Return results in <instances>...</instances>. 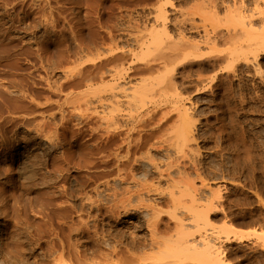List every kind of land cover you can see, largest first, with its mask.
I'll use <instances>...</instances> for the list:
<instances>
[{"label":"rangeland","instance_id":"rangeland-1","mask_svg":"<svg viewBox=\"0 0 264 264\" xmlns=\"http://www.w3.org/2000/svg\"><path fill=\"white\" fill-rule=\"evenodd\" d=\"M162 9L170 32L158 33L160 43L153 47L148 27L156 24ZM180 27L200 46L188 47L190 57L181 62L164 63L162 54L180 40ZM148 42L151 48L144 44ZM143 48L153 49L148 51L155 55L153 62L148 61L155 64L159 81L165 71L163 86L158 78L154 85L155 74L143 69L147 61L136 58ZM114 62L129 68L126 87L143 75L154 76L155 92L142 99L145 107L135 102L141 113L132 105L130 114L144 119L150 111V119L142 120L149 124L137 125L154 132L155 140L162 137L173 145L182 140L173 146L176 151L171 145L174 156L164 149L153 153L162 162L167 155L168 161L174 159L172 165L179 161L187 176L176 170V162L178 167L170 169L181 178L174 172L169 185L188 180L181 183L192 185L191 194L197 196L183 198L197 207L187 209L189 213L174 212L168 198L159 203L160 236L154 237L159 242L153 250L131 246L134 238L150 243L153 216L142 205L123 213L119 162L111 156L106 163L103 150L101 107L91 88L103 84L100 72ZM83 92L91 101L79 100ZM175 129L181 130L176 134ZM178 133L185 138L180 140ZM142 164L137 166L138 180L153 183L157 174ZM168 183H162L163 190L168 191ZM192 212L202 219H193ZM177 216L185 221L184 228ZM185 234L211 238L205 239L219 246L224 264L264 263V0H0V264H143L130 262L133 255L144 264L207 263L203 247L194 255L183 251L187 243L176 238ZM169 243L173 250L165 246ZM163 249L165 258L159 252Z\"/></svg>","mask_w":264,"mask_h":264},{"label":"bare ground","instance_id":"bare-ground-1","mask_svg":"<svg viewBox=\"0 0 264 264\" xmlns=\"http://www.w3.org/2000/svg\"><path fill=\"white\" fill-rule=\"evenodd\" d=\"M168 2H169V0H168ZM166 3H167V0H166ZM161 5H162V3H161ZM161 5H159L158 7L159 8H161ZM165 6V5H164ZM163 6V7H164ZM158 9V8H157ZM159 10V9H158ZM160 11V10H159ZM166 9L165 10H161V14L159 13V18H161V19H159V18H155V22L154 23H156V24H152L153 26H150V27H148L150 30V33L152 32L153 34H150V33H148L147 32V34H149V37L151 36V35H153L154 36V34H156V32H157V35H155L154 36V38H153V36H151V39H153L152 40V44H154V46L153 47H156L157 46V44H159L160 43V41H159V43H157V41L156 40H158V39H156V38H158V33H163L162 35L164 36H167L168 34L167 33H169L170 31L168 30V23H169V17H168V15L166 14ZM156 17H158V16H156ZM148 19V18H147ZM160 20V21H159ZM179 21V20H178ZM182 21V20H181ZM151 22H153V19L150 21V23ZM158 22V23H157ZM176 22V21H175ZM175 22H172V24L174 23L175 24ZM183 22V21H182ZM145 23V22H144ZM150 23H149V25H150ZM179 23H180V21H179ZM185 23V22H184ZM146 24H148V22L147 23H145V25ZM170 24V23H169ZM179 25V24H178ZM181 25V24H180ZM183 26V25H182ZM193 26H195V25H193ZM137 27V26H136ZM146 27V26H145ZM145 27H144V29H145ZM139 28V27H138ZM140 28H142V26L140 27ZM184 28V27H183ZM183 28H179L180 29V33L178 32V34H179V41L178 42H172V43H175L174 45H172V47H170V51H167V52H169V54L168 53H161L163 56H162V61L165 63L166 61H170V60H177V59H179V62H181L180 60H184V59H186V57L188 56V57H190L189 55V51H187V49L189 50V48L188 47H190V48H193V49H198V47L200 46V45H198L197 43L198 42H196L195 40L193 41V42H191V40H188L187 38H186V36H185V33H184V31H185V29H183ZM188 28V27H187ZM145 30H148V29H145ZM178 30V29H177ZM187 30V29H186ZM190 30H192V29H190ZM156 31V32H155ZM143 32V31H142ZM145 32V31H144ZM155 32V33H154ZM139 34L141 33V32H138ZM164 33H166V34H164ZM147 34H146V38H147ZM140 36H142V37H144L143 35H141L140 34ZM157 36V37H156ZM171 36V35H170ZM141 37V38H142ZM169 37V36H168ZM160 38V37H159ZM162 38V37H161ZM177 38V39H178ZM140 39V38H139ZM143 39V38H142ZM148 39V38H147ZM146 39V40H147ZM150 39V40H151ZM144 40V39H143ZM160 40V39H159ZM148 41V40H147ZM140 42V41H139ZM139 42H138V44H139ZM154 42V43H153ZM196 42V43H195ZM149 43V42H148ZM148 43H144L146 46H151L150 45V43H149V45H148ZM155 43H156V45H155ZM171 43V44H172ZM96 44V43H95ZM94 44V45H95ZM142 44H143V42H142ZM171 44L169 45V46H171ZM91 45H92V43H91ZM93 47V46H92ZM149 48H151V47H149ZM148 49V48H147ZM169 49V48H168ZM113 50H115V49H113ZM112 50V51H113ZM150 50H152L153 51V49H148L147 51H145V48H143V50L141 49V51L139 52V53H137V54H135L136 55V58L138 59V60H140L139 61V63L141 62V63H143L144 64V61L146 62V64L147 65H145L144 64V68L143 69H145L146 71H149L148 73H151L152 72V74L154 75L155 74V77L154 76H151V77H154L153 79H154V82L153 83H155V81H156V79L158 78L156 75V73L154 72L153 73V70H152V66L153 65H155V64H153V65H151V64H149L151 61H152V58H153V55H154V53H153V55H151V54H149L148 53V51H150ZM117 51V50H116ZM132 51V50H131ZM137 51H138V49H137ZM136 51V52H137ZM193 50H191L190 49V52H192ZM124 52H126V51H124ZM123 52V53H124ZM159 52V51H158ZM158 52L157 53H155V54H158ZM188 52V53H187ZM131 53V52H130ZM130 53H127V54H129L130 55ZM135 53V52H134ZM147 53L150 55V57H149V55H148V57H147ZM159 53V54H160ZM115 54H117V53H115ZM165 54V55H164ZM166 54H168V55H166ZM192 55H193V52L191 53ZM113 55H114V53H113ZM123 55V54H122ZM124 55H126V54H124ZM131 55H132V53H131ZM130 55V56H131ZM191 55V56H192ZM115 56V55H114ZM113 56V57H114ZM119 56H120V52H119ZM118 56V54H117V56H115L116 58V60H118V58L120 59V57ZM112 57V56H111ZM110 57V58H111ZM126 57V56H125ZM132 57V56H131ZM154 57H155V55H154ZM158 57H160V56H158ZM158 57H156V58H158ZM135 58V59H136ZM150 58H151V61H150ZM113 59V58H112ZM112 59H110L111 61H109V59H108V62H112ZM122 59V58H121ZM148 59H149V61H148ZM142 60H144L143 62H142ZM155 60V59H154ZM158 60V59H157ZM173 60H172V62H173ZM105 61V60H104ZM120 61V60H119ZM118 61V62H119ZM159 61H160V59H159ZM106 62H107V59H106ZM116 62V61H115ZM114 62V63H115ZM122 62V61H121ZM153 62V61H152ZM155 62V61H154ZM157 62V61H156ZM162 62V63H163ZM105 63V62H104ZM113 63V64H114ZM123 63V62H122ZM130 63V62H129ZM135 63V62H134ZM175 63V62H174ZM109 64V63H108ZM112 64V65H113ZM157 64V63H156ZM171 64V63H170ZM107 65V64H106ZM131 65H132V62H131ZM136 65V64H135ZM178 65V64H177ZM102 66V65H101ZM103 66H104V64H103ZM110 66V67H109ZM107 68H104L103 69V71L102 72H100V78L103 80L102 81V83L103 84H99V86L101 85L102 87H99V86H96V89L94 88V89H92L93 88V86H92V88H91V90L93 91L92 93H93V96H96V98H94V100L95 99H97L96 100V102L99 104V107H101V113L102 114H100L99 113V116H100V119L102 118V120H103V126H102V131L104 132H101V133H103V135H104V142H103V150H104V152L106 153V163L109 161L108 160V158L109 157H111V156H114L113 158H116V160L119 162V165H117L116 163L117 162H115V164L117 165V169H118V166H119V170H117L116 172L118 173V175L117 176H119V178H118V180L122 183V187L120 186V189L121 190H119V192H120V194L121 195H119V200L121 201H119L121 204H120V206H121V208H122V211H123V213L124 214H126V213H128L130 210L132 211V210H135V208L138 206V205H142L143 207H145L146 209L145 210H149L150 211V213L152 214V216L153 217H151L150 215V217H151V221H149L148 219V227H151L149 230H150V233H151V235H152V238H151V241H150V243H145V242H138L137 241V239L136 240H131L132 241V243H130L131 244V246L133 247V248H145V247H147V246H149V248L151 249L152 248V250H153V247L155 246V244L157 245L158 244V238H154V237H156V235L158 234H156V231H158L157 230V226H158V220H157V218H159L158 216H159V214H160V210H159V207H160V205H159V203L161 202L162 203V201L165 199V198H168L172 203H173V205L174 206H172V207H174V212H176V211H178V210H183L184 209V211H186V212H188L189 213V210L193 207V202L191 203L192 204V206H190V203H189V205L187 204L188 203V201L187 200H185V201H183V198H184V196H186V197H188V198H190V200L192 199L193 200V198H191V197H194V199L196 200V197L195 196H193L195 193H192L191 194V192H192V189L190 188L189 189V187H191L192 185H190V184H188V188L187 187H185L187 184V181H184L183 179V181H181V182H186L185 184L186 185H184V183L182 184L181 182L180 183H178L179 182V180L178 179H175V180H178V184L176 183V182H174L173 180V183H170V184H173V187H171L170 185H169V183L168 182H170L169 180L170 179H172L173 178V176H174V172H176V174H175V177H176V175H177V172L179 171V173L180 174H182V170H180V165H179V161L177 162L176 160H177V158H176V162L178 163V165H179V167L177 166V163L175 162V164L173 163V165H175L176 167H178V169H176V168H174V169H176V170H178V171H176V170H174V172H173V174H172V170L170 169V167L172 168V162H174L173 160H172V158H171V160H172V162L171 161H168V159H169V157H170V155L168 156L167 155V158H166V162H162L163 160H160L159 161V159L157 158V156L155 157V153H153V152H159V150H162V149H164V150H166L167 151V154H170L171 153V151H169V150H171L172 148H174V147H176V144L177 143H180L182 140V138H180V137H183V135H181L180 136V133H178L179 135V138H180V142H177V138H178V136L176 135L177 134V132L178 131H180L181 129H175L176 130V132H175V130H174V132L176 133L175 134V136H177L176 137V141H174L173 139V141L175 142V146L172 144V143H169L170 141H168V140H165V138H164V140L162 139V137H160V139H162V140H160L159 138H158V136H156V140H155V133L154 132H151V133H149V131L146 133V131H144V130H142V128H143V124H144V126H145V124L147 125V123L148 122H150V121H148L149 119H150V117H151V114H150V111H148V112H144V113H146V114H144V115H146V116H144L143 118L144 119H146V117H148L149 119L148 120H146V122L147 123H145V122H143L142 120H144V119H139V118H137V117H133V115L132 114H130V112L131 111H133L132 109H131V107L133 108V106L135 105V102L136 103H138V102H141L142 101V99H144V97H145V100H146V98H147V93H149V94H151L152 92H155V91H153L154 89H152L151 87L152 86H154V85H158L159 83L158 82H160L161 83V81H163V78L165 79V77H163V76H165V75H163V73L165 72H161L160 74L162 75V76H160V74L158 75V76H160V78L162 79V80H160L159 81V78H158V82H156V83H158V84H154V85H152L153 83H152V78L151 77H149V76H147V77H144V75H143V78H141V80H138V81H135V83H131L132 84V86H130L129 84V86L131 87L130 89H129V86L127 85V87H126V85L124 86L123 85V83L125 82L126 83V81H125V79L127 80V78H126V76H127V71H128V69L129 68H125L124 66H122V64H120V66L119 65H116V63H115V65L114 66H111V65H109ZM128 66V65H127ZM145 66H147V68L145 67ZM157 66V65H156ZM161 66V65H160ZM165 66V65H164ZM163 66V67H164ZM171 66H173V65H171ZM176 66V65H175ZM106 67V66H105ZM137 67V65L135 66V68ZM162 67V68H163ZM166 67V66H165ZM164 67V69H167V68H165ZM174 67V66H173ZM173 67H171V70L173 69ZM141 68V69H142ZM175 68V67H174ZM137 69H139V68H137ZM137 69H134V70H137ZM154 69H156L155 67H154ZM158 69V68H157ZM80 70V69H79ZM102 70V69H101ZM131 71V70H130ZM129 71V72H130ZM142 71V70H141ZM155 71V70H154ZM162 71H163V69H162ZM168 71V70H167ZM173 71H174V69H173ZM172 71V72H173ZM81 72V71H80ZM143 72H144V70H143ZM160 72V71H159ZM79 74V73H78ZM139 74H141V73H139ZM145 74V73H144ZM167 76V75H166ZM168 76H169V74H168ZM128 77V76H127ZM93 76H92V79L91 80H93ZM130 77H128V79H129ZM156 78V79H155ZM169 78V77H168ZM172 78V77H171ZM80 79H81V77H80ZM85 79H87V78H85ZM100 79V80H101ZM140 79V78H139ZM95 80V79H94ZM93 80V81H94ZM171 79H167L166 81H170ZM88 81V80H87ZM130 81V80H129ZM165 81V80H164ZM163 81V82H164ZM80 82V81H79ZM85 82V81H84ZM92 82V81H91ZM91 82H90V85H91ZM74 83H76V82H74ZM127 83H128V81H127ZM170 84H172L173 85V83L172 82H169ZM64 84V83H63ZM71 84V83H70ZM96 84H98V83H96ZM162 84V83H161ZM75 85V84H74ZM73 86V85H72ZM81 86V85H80ZM156 86H154V87H156ZM162 86H163V84H162ZM164 86H165V84H164ZM167 86V85H166ZM89 87V86H88ZM97 87H99V88H101V89H99L100 90V92H99V90H98V92H96L97 91ZM161 88V87H160ZM166 88V87H165ZM164 88V89H165ZM163 89V90H164ZM96 90V91H95ZM130 90V91H129ZM151 90H152V92H151ZM167 90V89H166ZM149 91V92H148ZM94 92H96V93H98L97 95H94L95 93ZM88 93V92H87ZM86 94V93H85ZM148 94V95H149ZM154 94V93H153ZM82 95H84V92H83V94H80V96H82ZM79 96V95H78ZM86 96V95H85ZM87 96H88V94H87ZM87 96L84 98V96H82L83 98H81V99H79V100H83V99H85V100H89V98H87ZM90 96H91V94H90ZM151 95H149V97H150ZM89 97V96H88ZM149 97H148V100H149ZM152 98H153V96H151ZM66 98H68V97H66ZM78 98V97H77ZM87 98V99H86ZM87 100V101H88ZM89 101H91V100H89ZM93 101V100H92ZM83 102H85V101H83ZM94 102V101H93ZM95 102V103H96ZM145 102V101H144ZM143 101H142V103L144 104H142V108L143 107H145V103H144ZM150 102V101H149ZM69 103H70V101H69ZM89 103V102H88ZM91 103V102H90ZM94 103V104H95ZM87 104V103H86ZM146 104H148V101H147V103ZM150 104V103H149ZM88 105V104H87ZM86 105V107H88ZM90 105V104H89ZM96 105V104H95ZM133 105V106H132ZM135 106H137V105H135ZM135 106H134V108H135ZM79 107V106H78ZM85 107V108H86ZM90 107L92 108V106L90 105ZM97 107V106H96ZM138 107V106H137ZM147 107V106H146ZM149 107V106H148ZM161 108V107H160ZM73 109H74V106H73ZM96 108H94V109H92V110H95ZM129 110V112H127V113H124V112H126V110ZM130 109H131V111H130ZM136 109V108H135ZM134 109V110H135ZM148 109V108H147ZM152 109V110H151ZM153 109L154 108H150L149 110H151L152 112H153ZM78 110V109H77ZM85 110V109H84ZM137 110V109H136ZM163 110V109H162ZM74 111V110H73ZM89 111V110H88ZM138 112H139V109L137 110ZM137 111H135V112H137ZM141 111L142 110H140V112L139 113H141ZM167 111V110H166ZM94 113H95V111H93ZM99 112V111H98ZM184 112V111H183ZM138 113V115H141V114H139ZM154 114H155V111L153 112ZM153 113H152V115H153ZM159 113V112H158ZM163 111H162V115H163ZM83 114V113H82ZM85 114V113H84ZM90 114H92V112L90 113ZM96 114H97V111H96ZM181 114V113H180ZM93 115V114H92ZM101 115H102V117H101ZM136 115V114H135ZM143 115V114H142ZM81 116H85V115H81ZM161 116V115H160ZM92 117V116H91ZM95 117H97V115L95 116ZM94 117V118H95ZM88 118V117H87ZM141 118H142V116H141ZM161 119V118H160ZM182 119V118H181ZM102 120L100 121V122H102ZM153 120V119H152ZM163 120V119H162ZM161 120V121H162ZM142 121V122H141ZM145 121V120H144ZM158 121H160V120H158ZM163 121H166V120H163ZM139 123H143L142 125H141V128H140V126H139V128H138V125L137 124H139ZM152 123V122H151ZM101 124V123H100ZM99 124V125H100ZM149 124V123H148ZM159 124V123H158ZM164 124V123H163ZM98 125V124H97ZM155 125V124H154ZM153 125V126H154ZM160 125V124H159ZM150 126H151V124H150ZM152 126V127H153ZM156 126V129H159V127L157 128V125H155ZM161 126H162V123H161ZM160 126V127H161ZM146 127V126H145ZM147 127H149V126H147ZM151 128V127H150ZM142 130V132H141V130ZM153 129V128H152ZM155 129V128H154ZM99 130H100V128H99ZM147 130V129H146ZM150 130V129H149ZM153 131V130H152ZM156 132V131H155ZM157 133V132H156ZM161 133V132H160ZM181 133H183L182 131H181ZM50 134V133H49ZM53 134V133H52ZM52 134H50L49 136H51ZM48 135V134H47ZM170 135V134H169ZM46 137V138H51V137ZM160 136H163L164 137V135H160ZM174 136V137H175ZM185 136L186 135H184V138H185ZM53 137V136H52ZM170 137H171V135H170ZM169 137V138H170ZM153 138H154V140H153ZM172 138V137H171ZM171 138H170V140H171ZM53 140V139H52ZM51 139H50V141H52ZM120 140V143H116V142H118ZM153 140V141H152ZM172 140H171V142H172ZM49 141V140H48ZM49 141V142H50ZM103 141V140H102ZM51 143V142H50ZM186 143V142H185ZM181 144V143H180ZM180 144H179V146H180ZM52 145V144H51ZM113 145H115L116 146V149H112V146ZM166 145V146H165ZM171 145H172V147H171ZM54 146V145H53ZM174 146V147H173ZM178 146V145H177ZM179 146H178V150H180V148H179ZM170 147H171V149H170ZM175 149V148H174ZM113 150V151H112ZM163 151V150H162ZM168 151H169V153H168ZM175 151H176V149H175ZM103 152V153H104ZM161 152V151H160ZM104 153V154H105ZM166 153V152H165ZM164 153V154H165ZM175 153V152H174ZM180 153V152H179ZM103 154V155H104ZM160 154V153H159ZM161 154H162V152H161ZM171 155H172V153H171ZM172 156H174V155H172ZM178 156V155H177ZM177 156H175V157H177ZM158 157L160 158V156L158 155ZM179 157V156H178ZM163 157H161V159H162ZM103 159V158H102ZM105 159V158H104ZM103 159V160H104ZM111 159H112V157H111ZM179 159V158H178ZM181 159V158H180ZM115 160V161H116ZM114 161V160H113ZM104 163L103 164H105V160L103 161ZM110 162V161H109ZM129 162H131V165H130V169L126 166V164L127 163H129ZM111 163V162H110ZM110 163H109V165H110ZM143 163V164H142ZM143 165V167L144 166H146L147 165V167H150V169H151V171L152 172H154V173H156L157 175L155 176V181L153 182V183H147V182H143V181H141V180H138L139 179V177L137 176L139 173L138 172H136V170L138 169L137 168V166H140V165ZM144 164H146V165H144ZM115 165V166H116ZM172 165V166H171ZM175 166H173V167H175ZM112 167H114V164H113V166ZM111 167V168H112ZM128 168L129 169V171H126V168ZM142 167V166H141ZM105 168V167H104ZM111 168H108V169H111ZM140 168V167H139ZM114 169V168H113ZM127 169V170H128ZM145 169V168H144ZM147 169V168H146ZM173 169V168H172ZM184 169V168H183ZM105 170H106V168H105ZM149 170V169H148ZM170 170V171H169ZM139 171V170H138ZM182 171V172H181ZM106 172V171H105ZM107 172H108V170H107ZM110 172V171H109ZM113 172V171H112ZM115 172V173H116ZM140 172V171H139ZM144 172H146L147 173V170H144ZM104 173V172H103ZM111 173V172H110ZM141 173V172H140ZM178 173V177L180 176V174ZM142 174H143V172H142ZM185 174V172H183V175ZM188 174V173H187ZM107 175H108V173H107ZM111 175V174H110ZM139 175H141V174H139ZM144 175V174H143ZM171 175H172V178H171ZM182 175V176H183ZM186 175V174H185ZM117 176H115V180L117 179L116 177ZM187 176V175H186ZM138 177V178H137ZM145 177V176H144ZM143 177V178H144ZM111 178H114V176L113 177H111ZM146 178V177H145ZM144 178V179H145ZM170 178V179H169ZM177 178V177H176ZM180 178H181V176H180ZM142 179V178H141ZM147 179V178H146ZM154 179V178H153ZM185 180L187 179V178H184ZM181 180V179H180ZM163 182H167L168 183V185L171 187H169L168 188V191H166V189H164L163 190V188H162V183ZM107 183V182H106ZM120 183V184H121ZM176 183V184H175ZM189 183H191V182H189ZM109 184V183H108ZM180 184H182V185H184V188H182V186L180 185ZM194 186V185H193ZM105 188H106V186H104ZM109 187H110V185H109ZM108 187V188H109ZM195 187V186H194ZM107 188V189H108ZM196 188V187H195ZM170 189V190H169ZM112 190V189H111ZM196 191V189L193 191V192H195ZM118 192V193H119ZM199 193V192H198ZM121 196V197H120ZM148 196V197H147ZM189 196H191V197H189ZM152 200V201H151ZM166 200V199H165ZM151 201V202H150ZM186 201H187V203H186ZM119 202H118V204H119ZM172 203H170V204H172ZM158 205H159V207H158ZM195 206V205H194ZM140 208V207H139ZM194 208V207H193ZM192 208V209H193ZM197 208V207H196ZM196 208H194L195 210H196ZM137 209V208H136ZM187 209H189V210H187ZM192 209L190 210V212L192 211ZM117 210H118V208H117ZM119 210H120V207H119ZM194 212V211H193ZM192 212V213H193ZM196 212V211H195ZM173 213V212H172ZM177 213V212H176ZM194 215L196 214V213H193ZM197 214H199V212L197 213ZM156 215H158L157 217H156ZM175 215H177V214H175ZM148 217V216H147ZM178 217V216H177ZM196 217H197V219L200 217H198V216H196L195 215V218H194V216H193V219H196ZM155 220H154V219ZM153 219V220H152ZM175 219V218H174ZM178 219V220H177ZM176 219V221L177 222H179L178 224L179 225H181L182 227L183 226H185V221L182 219V218H180L179 219V217ZM199 219H202V218H199ZM161 221V220H160ZM196 221V220H195ZM194 221V222H195ZM198 222V221H197ZM160 225V224H159ZM178 225V226H179ZM180 226V227H181ZM184 228V227H183ZM181 230V229H180ZM182 230H184V229H182ZM181 230V231H182ZM165 232V231H164ZM185 232H187L186 230H185ZM181 233H183V232H181ZM159 235V234H158ZM182 235V234H181ZM181 235H178V237L179 238H176L177 239V242H181V243H187V244H183V245H186L185 246V248L186 249H184L183 251H185V250H187V249H189L191 252H192V254L190 253L189 254V252L188 251H186L189 255H194V252H196L197 251V249L199 250L200 249V247L202 248H204L202 251H201V253L203 254V257L204 258H206L205 260H206V262L207 263H205V261L202 259V261H204V264H224L225 263V261H223L222 262V257H221V252H219L220 250V248H219V246H217V247H215V246H213V245H216V243L214 244H209L208 242H210L209 240L211 239H208V238H206V239H208V242H207V240L204 238H202V237H200V238H196V237H194L193 236V234H185L184 236H182V237H180ZM160 236V235H159ZM121 237V236H120ZM134 237V236H133ZM204 237V236H203ZM132 238V237H131ZM168 239V238H167ZM176 239H175V241L173 242V243H175L176 242ZM166 239H164V241H165ZM174 240V239H173ZM158 241V242H157ZM164 241H161V242H163L164 243ZM172 241V240H171ZM125 242V241H124ZM167 242V241H166ZM166 242H165V244H166ZM170 242V241H169ZM190 242V243H189ZM212 242V241H211ZM163 243H161V244H163ZM189 243V244H188ZM168 244V243H167ZM171 244V245H170ZM177 244V243H176ZM175 244V245H176ZM127 246H128V244H127ZM130 246V247H131ZM165 246H170V247H168L167 249H169V248H171V250H173L172 248L173 247H171L172 246V243H169V245H165ZM173 246H174V244H173ZM182 246V245H181ZM125 247V246H124ZM156 247H158V246H156ZM176 247V246H175ZM177 247H178V245H177ZM176 247V248H177ZM214 247V248H213ZM122 248V247H121ZM184 248V247H183ZM219 248V249H218ZM131 249V248H130ZM121 250V249H120ZM151 250V251H152ZM164 250V251H163ZM162 251H159V252H161V255H162V253L163 252H165L166 253V250L165 249H163ZM170 250V249H169ZM175 250V249H174ZM176 250H179V249H176ZM175 250V251H176ZM180 250H182L181 248H180ZM179 250V251H180ZM132 251V250H131ZM175 251H172L173 252V254L175 253ZM194 251V252H193ZM124 252V251H123ZM122 252V253H123ZM153 252V251H152ZM158 252V253H159ZM167 252H169L168 250H167ZM171 252V253H172ZM170 253V254H171ZM180 254H181V256H183L184 254H183V252H179ZM185 253V252H184ZM197 253V252H196ZM120 254V253H119ZM180 254L178 255L177 253H176V255H172V256H176V259L177 260H179L178 258H180ZM183 254V255H182ZM198 254V253H197ZM130 255V254H129ZM196 255V254H195ZM205 255H207L206 257H205ZM148 256L149 255H147L146 257H147V259H149L148 258ZM166 256V255H165ZM171 256V255H170ZM169 255H168V257H170ZM179 256V257H178ZM185 256V255H184ZM184 256H183V258H184ZM186 256H188V255H186ZM198 256H202V255H198ZM130 257V256H129ZM145 257V256H144ZM146 257H145V259H146ZM150 257V256H149ZM162 257H164L163 255H162ZM167 257V256H166ZM167 257V258H168ZM178 257V258H177ZM196 257V256H195ZM194 257V258H195ZM165 258V257H164ZM174 258V257H173ZM182 258V259H183ZM192 258V257H191ZM197 258V257H196ZM131 259V258H130ZM146 259V260H147ZM181 259V258H180ZM185 259H188L187 257L185 258ZM185 259H183V260H185ZM199 259V258H198ZM134 260H136V262H138V260H139V262H141L142 261V263L144 264V261L143 260H141L140 259V257H134V255L132 256V260H130V262L132 261H134ZM145 260V261H146ZM199 260H201V258L199 259ZM175 261V260H174ZM180 261V260H179ZM179 261H177V262H179ZM261 261V260H260ZM264 261V260H263ZM184 263V262H183ZM188 263V262H187ZM202 264H203V262H201ZM176 264V263H175ZM189 264V263H188ZM191 264V263H190ZM196 264V263H195ZM197 264H199V263H197ZM264 264V263H263Z\"/></svg>","mask_w":264,"mask_h":264}]
</instances>
